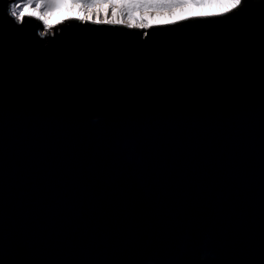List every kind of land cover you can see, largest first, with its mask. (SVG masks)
I'll use <instances>...</instances> for the list:
<instances>
[{"label":"water","instance_id":"1","mask_svg":"<svg viewBox=\"0 0 264 264\" xmlns=\"http://www.w3.org/2000/svg\"><path fill=\"white\" fill-rule=\"evenodd\" d=\"M0 0V264H264V0L147 29Z\"/></svg>","mask_w":264,"mask_h":264},{"label":"rangeland","instance_id":"2","mask_svg":"<svg viewBox=\"0 0 264 264\" xmlns=\"http://www.w3.org/2000/svg\"><path fill=\"white\" fill-rule=\"evenodd\" d=\"M240 2L241 0H14L12 11L20 18L24 15H32L38 18L48 32L52 31L54 25L72 19L74 16H78L76 19L80 21L89 22H93L89 19L90 17L93 19L98 16L111 18L105 10L106 5H110L120 9L117 10L119 25L147 29L151 26L164 25H152L149 15L155 18L153 13L172 14V11L178 8L186 12L188 7L193 15L189 18H193L225 13L237 7ZM98 5H100V8L97 9L99 12L95 13L94 9ZM182 20L184 19L178 22ZM96 23L105 24L106 22Z\"/></svg>","mask_w":264,"mask_h":264},{"label":"bare ground","instance_id":"3","mask_svg":"<svg viewBox=\"0 0 264 264\" xmlns=\"http://www.w3.org/2000/svg\"><path fill=\"white\" fill-rule=\"evenodd\" d=\"M99 6L100 5L96 6V8L94 9L95 10L94 11L95 13H98L99 12V11H97V9L100 8ZM105 10H106V13H108L111 16V18L110 17H106V16H103V18H100L101 16H98L95 19H93L91 17L89 19L92 20L94 23H96V22H98V23L99 22H106L105 24H109V25H119L120 21L117 18V10L118 11L120 10L119 7H116V6H112L111 7L110 5H106ZM172 12H173L172 14H167V13L155 14V13H153V16L155 18L151 17L152 15H149V17L151 19V22H152V25H154V24L174 23V22H177V21H179L181 19H187V18L193 16L190 8H188V7L186 9V12L185 11H182L181 8L175 9ZM72 18L76 19V18H78V16H74ZM108 22H110V23H108Z\"/></svg>","mask_w":264,"mask_h":264}]
</instances>
